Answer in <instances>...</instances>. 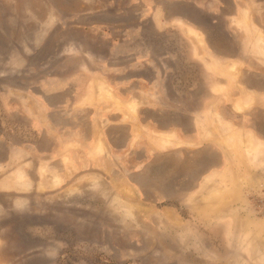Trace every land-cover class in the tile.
<instances>
[{"label": "rangeland", "instance_id": "374dc122", "mask_svg": "<svg viewBox=\"0 0 264 264\" xmlns=\"http://www.w3.org/2000/svg\"><path fill=\"white\" fill-rule=\"evenodd\" d=\"M100 53L151 62L134 67L148 78L128 111ZM85 54L118 112L98 124L106 156L58 184L27 140L57 139L37 127L63 114L42 95ZM249 77L264 91V0H0V264H264V105L248 108ZM18 169L28 189L3 182Z\"/></svg>", "mask_w": 264, "mask_h": 264}, {"label": "crops", "instance_id": "0c3cea01", "mask_svg": "<svg viewBox=\"0 0 264 264\" xmlns=\"http://www.w3.org/2000/svg\"><path fill=\"white\" fill-rule=\"evenodd\" d=\"M124 40L126 41L125 46H128L127 42H129L130 39L126 38ZM94 41L90 42L91 46H95L93 43H95L96 41ZM74 45L87 46L86 43L82 45V42L80 41L78 42V44ZM97 55H100V57H98L97 60L94 59L92 62L93 64H95V62L100 63L102 69H104V72L99 71V76L101 75V73L103 74L114 72V75L112 76L101 75V78H103V80L105 81L104 84L107 87H110L111 94H113L116 99L119 98L123 103H125L126 106L123 107L124 111H128V106H130L132 103V99H130V88L132 84L135 80L139 81V79H142L139 78L140 76L148 78L145 75V70H136L140 71L141 75H135L134 67L135 65H144L145 63H148L149 65V63L151 62L149 60L143 59L134 60L133 56H131L130 54H116L117 56L108 57L109 59L113 58L112 60H103L104 58L101 57V53ZM97 55L95 54L94 57H96ZM83 59L84 60H79L77 62L78 71L75 70V66L70 65L71 61L69 60L67 64L62 67L61 74L58 75L60 77L52 78L53 80H51V83H48L42 95L45 100L43 103V109L47 110L48 112L61 111L63 112V114L62 116H57L51 113V116L45 120V123H43V120H40V122H38L37 124V127H46L45 132L49 133L52 138L57 137V139L53 138L52 141L50 140L49 136H46V144H44L42 141H37L36 143L32 142L29 139L27 140L31 144V152L36 153H34L35 157L33 158L37 159V167L39 168V162L45 159L47 167L49 169H52L50 170L51 174H55L54 172H57V174L59 175H68L69 173L76 174L81 172L80 170H83L84 167L87 166V164H95L94 162L96 160L101 161L102 156H106L104 155V153L107 151V149L104 150L105 141L103 140L101 135L99 136L100 129L98 124H100V122L102 121V117L105 116V111H115L116 113L118 112V108L116 106L118 105V102L113 100L111 96H109L108 98L107 96L99 94L98 90H95V88L93 87L95 79L93 78V76L87 78L86 72L85 70H83L86 69L88 64H90L91 60L89 58V54L88 56L87 54H85V56H83ZM178 61L179 63L181 62V60ZM160 62L163 61L159 59L157 63ZM242 62H244L243 67H246L249 71L254 72V70L250 69L251 67L255 69L254 64L257 62H255L252 57L248 60L243 56V59H241V63ZM223 65L224 64H222L221 68L219 69V71L221 72H225L226 67H229L227 69L232 72L233 70L237 69L236 64H227L228 66ZM110 68L113 70H109ZM135 76L138 77V79H135ZM254 78V76H251V79L254 80ZM244 84H246L247 87L249 86L250 88H248L251 90L250 91L248 89L246 91V93L249 94V99H247V101H250L248 108L250 107L249 109H251V107L264 105V91H259L260 89L258 87L260 85L256 86L252 81H250V77L245 79ZM140 86L142 87L143 94H151L145 91L144 85L142 83L140 84ZM143 94L142 99L144 98ZM133 106L134 105H131V107ZM88 109L92 110L93 114L90 116L92 125L87 129V126L85 125L86 118L85 116H83L84 114L80 115V112L86 111ZM99 112H103V114H99ZM120 113L121 114H118L119 119H116L117 123L128 126L130 129V136L134 137V125L132 123L133 120L131 121L130 118L124 116V113H122L121 111ZM107 118H109V116ZM110 120L113 121L112 123H116L114 122V119ZM32 133L33 131L30 132V136L32 135ZM55 133L58 134L56 135ZM203 135L206 136V133H204ZM142 139H145L144 136ZM157 139L162 147H165L167 143L170 142L169 138L165 135L161 136V138L157 137ZM100 140L103 142V146L101 147ZM150 141L152 143L156 142L154 138H152ZM34 143L37 144V147ZM128 150L129 147H124L123 152H127ZM69 168H71V170ZM59 175L58 177L54 178V183L60 184V180L62 181V176L60 175L59 177ZM3 182L5 184L14 185L12 181L6 182L5 179H3Z\"/></svg>", "mask_w": 264, "mask_h": 264}, {"label": "bare ground", "instance_id": "6f19581e", "mask_svg": "<svg viewBox=\"0 0 264 264\" xmlns=\"http://www.w3.org/2000/svg\"><path fill=\"white\" fill-rule=\"evenodd\" d=\"M199 35V34H198ZM101 89V88H100ZM99 89V90H100ZM103 90V89H102ZM101 91V90H100ZM248 140V139H247ZM100 147L103 146V142L100 140ZM17 169V166H16ZM233 169V168H232ZM231 173V172H230ZM14 177L11 180L14 185H16L17 187L21 188V189H28L31 186L30 180L27 177V175L24 173V171H22L21 169L16 170L14 173ZM12 174V176H13ZM233 175V174H232ZM11 176H8V178H10ZM7 178V177H6ZM236 184V183H234ZM239 184V183H238ZM237 184V185H238ZM209 191V190H208ZM213 191V190H212ZM205 192V191H204Z\"/></svg>", "mask_w": 264, "mask_h": 264}]
</instances>
